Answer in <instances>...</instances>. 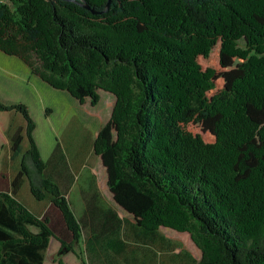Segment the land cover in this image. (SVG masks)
<instances>
[{
    "label": "trees",
    "instance_id": "16d2710c",
    "mask_svg": "<svg viewBox=\"0 0 264 264\" xmlns=\"http://www.w3.org/2000/svg\"><path fill=\"white\" fill-rule=\"evenodd\" d=\"M0 50L80 103L115 96L92 149L146 239L171 228L200 249L192 264H264V0H0ZM11 113L25 125L10 133ZM0 120L21 155L11 194L0 191V264H44L51 237L87 264L28 106L0 96ZM23 178L71 240L14 197Z\"/></svg>",
    "mask_w": 264,
    "mask_h": 264
},
{
    "label": "crops",
    "instance_id": "0c3cea01",
    "mask_svg": "<svg viewBox=\"0 0 264 264\" xmlns=\"http://www.w3.org/2000/svg\"><path fill=\"white\" fill-rule=\"evenodd\" d=\"M2 74L4 75L1 81L5 83V77L8 78L11 75L7 69L4 71L0 70V75ZM1 99L9 103L17 102L3 99L2 96ZM16 114H9L8 131L10 133L24 125ZM11 116L15 118V123L11 121ZM4 135L8 143L5 131ZM7 149L10 160L16 158L18 160L13 162L12 168L8 162L7 170L10 172L9 176H6L5 173L0 175V191H6V193L11 194V183L14 177L18 175L21 155L12 154L8 145ZM56 155L57 153L54 155L55 158L50 157L49 160H45L41 153L47 163V175L60 185L72 207V211L82 223V235L78 241L80 243L81 257L87 264H192L200 259V257L193 256L187 249L178 245L173 238H169L162 233L166 241L160 239L155 241L154 238H145L143 231L136 228V222L130 213L126 212L115 202L112 197L113 194L110 190L108 191L107 184V187H105V184H100L99 171L94 168L98 166L104 171V166L100 164L102 161L100 156H98V161L94 167L88 166L86 168L88 160L85 157L78 161L73 154L67 157L63 154ZM30 192L29 183L23 178L14 197L22 201L37 216H41L51 206L52 210L58 214L62 221L58 236L67 239V241L71 240V233L67 230L57 208L53 207L48 199L38 201ZM45 204L46 206L44 207ZM121 211L127 213L128 217L124 218ZM46 214L49 216L50 225H52L51 216L47 212ZM58 248L59 259H63L64 255L73 256L75 254L71 251L60 249L59 242Z\"/></svg>",
    "mask_w": 264,
    "mask_h": 264
},
{
    "label": "rangeland",
    "instance_id": "374dc122",
    "mask_svg": "<svg viewBox=\"0 0 264 264\" xmlns=\"http://www.w3.org/2000/svg\"><path fill=\"white\" fill-rule=\"evenodd\" d=\"M244 44L243 39L238 41V46H245ZM211 53V58L207 60L205 65L214 64L216 53ZM5 69L8 70L11 77H5L4 83L1 81L4 74L0 75V95L3 99H8L9 101H23L28 106L31 117L36 122L33 136L39 144V151L42 153L44 159L55 158L54 155L56 153L57 155L63 154L65 157L73 154L78 161H81L84 157L88 160L86 168L88 166L94 167L100 155L93 152V141L97 132L111 117L112 108L116 101L115 96L101 90L99 92L100 99L97 103L91 104L90 99H86L80 103L67 90L56 89L41 80L17 56L6 54L0 50V70L4 71ZM16 115L25 125L24 118L21 116L22 114ZM11 121L13 123L16 122L13 116H11ZM4 130L0 120V145L3 144L0 152V175L5 173L6 176H9L10 172L7 170L8 162L12 168L13 162L18 159L10 160L9 158L8 143L6 142ZM26 144L27 139H25ZM100 164H103L102 161ZM94 168L99 171L100 184H105V187H107V173L105 169L103 171L98 166ZM109 194L111 193L109 192ZM46 212L51 216L52 229L58 235L62 222L60 217L52 210L51 206ZM121 214L124 218L128 217V214L124 211H121ZM28 227L31 230H36V227L33 225H29ZM159 230L160 233L173 238L178 245L187 249L193 256L197 258L201 257V251L195 245L189 233L178 232L165 227H159ZM74 248L77 253L81 251L79 241L75 242ZM58 249L57 239L51 237L49 247L45 253L44 264H81L79 255L77 254H73V256L64 255L63 259H59Z\"/></svg>",
    "mask_w": 264,
    "mask_h": 264
}]
</instances>
